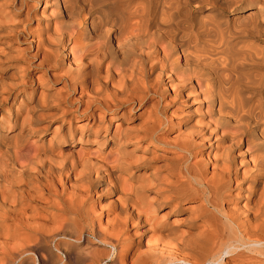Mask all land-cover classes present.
I'll return each instance as SVG.
<instances>
[{
	"label": "bare ground",
	"instance_id": "obj_1",
	"mask_svg": "<svg viewBox=\"0 0 264 264\" xmlns=\"http://www.w3.org/2000/svg\"><path fill=\"white\" fill-rule=\"evenodd\" d=\"M2 240L0 264H264V0H0Z\"/></svg>",
	"mask_w": 264,
	"mask_h": 264
},
{
	"label": "rangeland",
	"instance_id": "obj_2",
	"mask_svg": "<svg viewBox=\"0 0 264 264\" xmlns=\"http://www.w3.org/2000/svg\"><path fill=\"white\" fill-rule=\"evenodd\" d=\"M28 4H31L30 2H28ZM42 8H43V5L41 4V5H38V6H35V8H34V10H33V15L34 16H37V17H39L40 16V14H41V11H42ZM29 27L31 28V29H34L35 28V23L34 22H29ZM25 38V39H24ZM29 39H31V38H29V36L27 35V36H25V37H22L21 36V38H20V41L15 45L16 47H18V49L20 48V49H22V48H24L25 47V49H27L26 50V52H28V55H30V54H32V53H34V51H33V49L32 48H29L28 46H27V42H28V40ZM27 41V42H26ZM30 49V50H29ZM28 59H30V58H28ZM30 62H32L31 64H30V67H29V71H28V74L30 75H28L27 76V85H28V88H29V86H32L35 82L33 81V83H31L30 82V78L32 77V76H36L37 74H41V71L42 70H40V69H38V68H36L35 67V64L36 63H38V61H37V58L36 59H31L30 60ZM35 63V64H34ZM59 71L58 70H56V71H54V73L55 74H60V72L58 73ZM37 73V74H36ZM61 81H55V82H49L48 83V86H47V88H49L51 91H53V90H58V89H60L61 88ZM56 85V86H55ZM35 85H33V87H34ZM55 87V88H54ZM60 87V88H59ZM27 90H29V89H27ZM60 91H63L62 89H60ZM36 92L37 91H35L34 93L36 94ZM34 94V95H35ZM77 96H78V90L76 91H74L73 93H71L70 95H69V98H70V101L71 102H73L76 98H77ZM17 103H19V102H17ZM23 102H21V104H22ZM17 105V104H16ZM75 107V105L73 106V108ZM76 116H78V115H76ZM76 123H78V121L76 122ZM54 126H52V127H50V129L51 128H53ZM112 130H114V126H112ZM75 149L77 150V147L75 146ZM161 213H159L158 214V216L160 215ZM224 240H226V238L224 239ZM1 243V245H3V240L2 241H0ZM86 244V245H85ZM91 246H90V245ZM82 243L81 244V246L78 248V247H73L72 248V250H73V252L75 253V254H77V255H82V254H87L88 252H90V251H92V249L95 247L96 248V245L95 244H93V242H92V244L91 243ZM0 245V249H1V251L3 250V247ZM4 246V245H3ZM88 246V247H87ZM93 246V247H92ZM91 248V249H90ZM0 251V252H1ZM54 251V250H53ZM54 254L52 255V261H51V264H58L57 262H58V260H59V257H61V255L60 254H56V252L54 251L53 252ZM56 254V255H55ZM58 255H59V257H58ZM53 256H54V258H53ZM55 258H58V259H55ZM80 258H82V257H80ZM53 262V263H52ZM32 262L30 261V262H28L27 261V264H31ZM80 264H82L81 262H80Z\"/></svg>",
	"mask_w": 264,
	"mask_h": 264
}]
</instances>
